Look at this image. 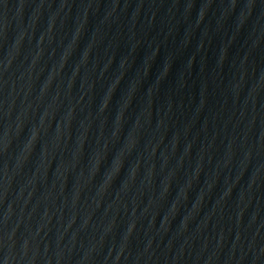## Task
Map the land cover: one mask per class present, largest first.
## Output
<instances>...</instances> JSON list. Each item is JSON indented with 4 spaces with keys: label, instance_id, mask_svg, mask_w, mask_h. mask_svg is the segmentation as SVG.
Segmentation results:
<instances>
[{
    "label": "water",
    "instance_id": "1",
    "mask_svg": "<svg viewBox=\"0 0 264 264\" xmlns=\"http://www.w3.org/2000/svg\"><path fill=\"white\" fill-rule=\"evenodd\" d=\"M0 264H264V0H0Z\"/></svg>",
    "mask_w": 264,
    "mask_h": 264
}]
</instances>
